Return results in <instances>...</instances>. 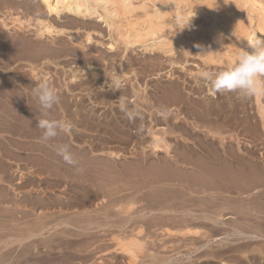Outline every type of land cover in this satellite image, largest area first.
<instances>
[{
  "label": "bare ground",
  "instance_id": "6f19581e",
  "mask_svg": "<svg viewBox=\"0 0 264 264\" xmlns=\"http://www.w3.org/2000/svg\"><path fill=\"white\" fill-rule=\"evenodd\" d=\"M141 1L139 5L134 0L3 1L4 6L0 5V87H3L0 88V131L25 136L30 132H42L36 122L45 118L44 110L32 95V89L38 83L47 81L55 87L60 98L59 103L48 111L47 118H66L73 124V130L79 129L81 123V131L103 127L97 119L81 115L85 101L104 107L106 98L109 99V104H113L115 98L133 96L132 101L138 102L146 112H152L150 110L154 107L151 101L153 94L157 97L153 99L170 105L169 108H173L175 103H181L182 108L179 110L194 114L193 116L198 114L197 118L200 117L206 126V133L215 136V140H205L179 122H170L168 116L164 115L165 112L162 117L152 112L147 123L144 121L150 134V147L153 151L161 149L164 157H158L156 160L145 157L142 161L154 166L155 173L152 175L141 172L132 182V186L124 183L107 189L101 168L89 166L84 161L85 157H89L88 154L78 151L74 157L77 163L72 165L54 152L56 147L62 144L72 148L63 141L66 137L73 139V130L70 135L61 134V138H57L58 145L52 147L35 141L18 142L13 138L3 137V132H0V203H6L4 206L10 210V229L19 231L24 238L36 237L33 243L37 242L38 235L45 228L50 231L59 227H71L83 229L88 234L96 229L98 235L103 232V236H106L104 233L110 236L109 240L105 238L112 241L113 249L123 255L126 264H143L144 262L138 261L139 253L144 249V245L152 242L148 233L141 235L144 230L155 227L162 229L164 236H186L199 232L197 228H193L196 225L209 227L211 224L217 231H224L220 237L223 242L228 241L233 245L227 247L228 251H241L238 252L241 258L237 253L239 257H233L243 261L249 260L255 252L263 260V248L260 245L251 248L250 245L264 243V94L243 96V99H252V114H257L258 117L253 116L259 120L262 128L261 131L259 125L256 128L257 123H249V128L254 125V135L260 140L258 145L262 146L255 150L243 151L239 145V134L229 132L226 136L225 131L222 132L225 127L231 125L232 121L229 119L234 117V109L227 104L230 97L227 95L222 102L216 104L206 102L207 105H203L200 100L198 102L199 98L196 99L198 96L196 97L195 93L205 91L207 95L213 94L199 75H193L190 69L187 74L184 66L188 61L185 57L190 54L199 58L198 66L201 63L207 66L206 68L213 67L218 71L231 66L242 49L250 50L248 46L255 43L256 33H264V3H258L256 0H196L195 3L189 0ZM192 13L199 16L190 22L189 26L184 27L188 15ZM8 19L13 23L11 26ZM3 29L23 30L26 33L32 30L35 38H26L23 33L8 37ZM104 37L105 41H109L103 42ZM119 45L122 46L121 50ZM138 49L142 50L141 53L152 55L140 57L141 54L138 56L139 53H136ZM15 59L27 61V80L21 77L20 71L6 73V67L11 65L8 63ZM34 61H49L54 68L61 69L62 75H57L58 70L55 69L54 74H49L44 69L37 68L33 64ZM79 66L89 72L83 80L78 78L81 73ZM167 66L170 68L169 76H174L177 70L179 75L175 78L178 80L158 86L156 91L149 94H143L146 86L140 85V80L144 81L147 72L161 70ZM174 67L178 68L175 70ZM201 67H198L197 72L207 73L208 70ZM181 70L184 71L183 75L180 74ZM54 75H57L59 80H54ZM33 80L37 82L32 83ZM123 81L125 84H122ZM183 91H186V94ZM243 103L242 106H245ZM164 104L163 106L167 107ZM172 108L171 110H174ZM90 109H93V106L90 105ZM243 110L247 112L245 115L248 117L249 110L244 107ZM117 112L114 110V113ZM176 112L174 114L177 115ZM213 115L216 116L215 119L211 117ZM180 116L183 117L182 114ZM126 117L128 119L130 114L126 113ZM222 117L226 119L221 120ZM241 120L243 122L245 117ZM196 124L198 126V122L195 126ZM165 125L170 127L171 133L179 130V136L185 134L189 138L182 137L185 143H178L174 148L164 136L170 133ZM241 125L243 126V123ZM109 126L111 125L106 123L103 128ZM247 127L248 125L245 128ZM250 130L253 131L252 128ZM93 149V144L89 142L88 152H93ZM24 150L31 153H23ZM109 155L116 153L110 150ZM258 157L263 160H258ZM91 158L94 163H102L99 156ZM20 161L25 162L24 167L18 163ZM15 162L20 166L12 171V163ZM111 167L117 171L115 163L112 162ZM15 171L17 178L14 179ZM166 171L171 172L178 180L175 184V198L169 200L163 197L158 204H153L150 194L156 190H165L166 184L160 176ZM189 174L197 177L194 189H188L181 180L179 181L180 176ZM16 184L27 188L26 192H17L19 187ZM55 189L58 193L47 192ZM100 192V197L96 198ZM132 197H135L137 202L143 199L146 204L141 203L138 211L123 210L120 207L121 202ZM92 200L95 201L94 204ZM83 233L86 236V232ZM203 235L206 236L204 233ZM105 238L99 239L104 241ZM209 243L210 240H207L196 248L207 246ZM92 244L88 243V247ZM106 244L109 246V243ZM192 244L194 243L189 242L185 245ZM97 247H102V244ZM167 247L163 243V248ZM147 255L154 260L145 264L179 262V258L177 260L170 253L157 252V257L151 252ZM189 255V252L185 253V258ZM81 257L83 260L84 256Z\"/></svg>",
  "mask_w": 264,
  "mask_h": 264
},
{
  "label": "rangeland",
  "instance_id": "374dc122",
  "mask_svg": "<svg viewBox=\"0 0 264 264\" xmlns=\"http://www.w3.org/2000/svg\"><path fill=\"white\" fill-rule=\"evenodd\" d=\"M3 1H5V0H0L1 6H4ZM189 1L194 2V3L196 2V0H193V1L189 0ZM256 1L257 2L259 1L258 3H261V4L264 3V0H256ZM134 2H136V3L138 2L137 4L139 5L142 1L141 0L140 1L134 0ZM138 11H140V10H138ZM188 16L189 17H187L188 18L187 20H189L193 16L192 19H190V22H192L193 20L197 19L199 14L197 16V14L192 13ZM22 18H24L23 13H22ZM14 23H16V22H14ZM8 24H9V26H11L13 23H11V20L8 19ZM3 31H4V33L7 34L8 37H14V36L22 35V33H23L26 38H29V39L35 38L32 30L29 33H26L23 30H15V29L14 30L13 29H3ZM263 34L264 33L257 32L256 36H255V38H256L255 40L256 41L257 40L264 41V35ZM105 39H106V37L103 38V42L109 41V40L105 41ZM121 45H119L120 50L122 49ZM101 47L103 48L102 44H101ZM192 48H193V46H191V49ZM140 49H138V51L136 52V53H139L138 56L140 54H141L140 57H145L146 55L147 56L152 55V53L149 54L147 52L141 53L142 50H140ZM191 49H190V51H191ZM185 59H186V61L188 60L184 66L185 69L187 70L186 73L187 74L189 73L188 69H190L189 71L192 70L191 72L193 73V75H196V76L199 75V77L202 78L201 81L205 82L206 84H208V81H207V79H205L204 74H201V73L199 74L197 72L199 66H202L203 68L207 69L208 70L207 73L219 72L217 68L213 69V67H211V69H209V67L206 68L207 66H204L201 63L198 66V62L200 60H199V58L195 57L194 55L192 56L190 54L189 56H186ZM23 60L24 59L11 60L12 63L11 62L8 63L11 65H8L6 67L7 68L6 73L8 74V72H12V71L17 70V71H20L21 77L22 78L25 77L27 80L29 78L28 74L26 73L28 63L26 60H24V61ZM149 60H151V59H149ZM39 62L34 61L33 64L37 68L44 69L45 71L49 72V74L52 72L54 74V71L58 70L57 75H59V76L62 75L61 69L59 70V68H57V69L54 68L53 64L50 63L49 61H47V62L43 61L41 63H39ZM60 65H62V64H60ZM80 67L81 66H79L81 73L80 72H79L80 74L78 73L79 74L78 78H81L83 80L88 76L87 73H89V72H86L85 68L83 69V67H81V68ZM138 68H140V66H138ZM176 68H178V67H174L173 69L176 70ZM169 70H170V68L167 66V67H164V69L157 70L158 72L157 71L147 72L148 74L146 73V76L144 77V81L140 80V82H139V84L142 85L143 87L146 86V88L143 90L144 91L143 94H149L152 91H156L155 88H157L158 86H163L165 84H168L170 81L178 80L175 78L176 75L177 76L179 75L177 70H176L174 76L173 75L169 76V72H170ZM137 71H138V69H137ZM193 71H195V73ZM120 72L121 71H119V73ZM183 73H184V71L181 70L180 74L183 75ZM57 75L53 76L54 80L55 79L59 80V79H57ZM131 75L133 76V74H131ZM131 75H130V77H131ZM26 76H28V77H26ZM25 78H23V79H25ZM29 80H31V79H29ZM36 82H37L36 80L32 81V83H36ZM122 84H125V81H123ZM125 87H126V85H124V88ZM0 88H3V87H0ZM183 92H184V94H186V91H183ZM0 93H1V91H0ZM199 93H195L196 97L198 96L196 99L199 98L197 101L198 102L201 101L200 103H202L203 105H205L206 102H207V104L213 103V102H215L213 104H216V103L220 102L221 100H223V98L225 99L226 96L228 95V98L229 97L230 98L228 99L227 104H229L228 105L229 107L234 109V111H233L234 117H232L230 119L228 118L230 121H232L231 125H229L228 128L225 127L224 130L222 128L223 131L222 130L221 131L222 132L225 131L224 134L226 136L229 134V132L234 134V135L239 134V136H240V137L238 136L239 141H240L239 145L241 146L240 148L243 151H246L247 149L248 150H255L259 146H262V145H258V144H260L258 142L260 140L259 139L257 140L256 136L254 135V130H253L254 127H252L254 125H250V127L252 128L253 131H251L250 130L251 128H249V123H251V122H252V124L257 123L255 125L256 128H257V125H259V129L262 131V128H260L261 126H260L259 120L258 119L256 120V117H258L257 114H255V112H254V114H252L253 110H254L252 108V107H254V106H252L253 103H252V101H250L252 99H250V100L243 99L242 94L237 93V92L216 93L213 96L205 94V91L201 92L200 95H199ZM158 95H159V93L157 94V96ZM155 97H156V95L154 96L152 94V100L151 101H152V103H154V107L150 111L156 113L157 115H159L161 117H162L163 113L165 112L164 115L168 116L170 122H174V123L179 122L180 124H182V126L190 129L191 131L194 130L195 133H198L199 134L198 136L200 138L204 137L205 140H211V139L215 140V138H214L215 136L213 137L212 134L209 133V135H208L206 133V130H207L206 126H205V124H203L200 117L197 118L198 114L196 116H193L194 114L186 113L183 110H179L180 108H182L181 107L182 104L181 103H175L172 105L174 107L173 108L171 107V108L174 109L175 111H177L176 112L178 115L177 116L176 114H174L175 111L171 110V108H169L170 105H168V104L166 105V104L162 103V101L159 102V100L157 102L155 100L157 97L156 98ZM133 98H134L133 96L128 97V98L126 97L123 99L115 98L113 104H109V101H108L109 99L106 98L105 99L106 105H104V107H102V105H99L98 103H89L88 101H85L84 107L81 111L82 112L81 115L86 116L90 119H93V118L97 119L98 121L101 122V126H103V127L106 123H109V125H111V126H109L108 128L97 127L95 129H94V127H92L90 131L89 130L81 131V130H79L82 126V123H81L79 125L80 126L79 129L74 128L73 134L71 137L73 139H69L68 137H66V140L63 141V143L70 144L72 146L70 151L72 152V154H74V157L77 156V153L79 151L81 154H82V152L85 154H88L90 158H91V156H95V157L99 156L101 158L102 163H100V165L97 163H94L92 161V158L90 159L89 157H85L84 161L89 166H99L101 168V172L103 174L105 185H106L107 189L111 188V187H115V186H121L124 183L129 185V186H132V182L137 177V175L141 172H145L146 174L151 173L153 175L155 173L154 166H152V165L150 166L148 163L146 164L142 160H144L145 157L150 158L151 160L152 159L156 160L158 157L159 158L164 157L161 149H157L156 151H153L150 147V143H149L150 134L148 132V128L145 127L146 124L144 123V121H146V123H147V121L149 120L148 118L152 112H146V110H144L142 107H140L138 102L135 103V101H132ZM153 98H155V99H153ZM215 99H218V101H215ZM241 99L244 102V103L242 102L243 105H245V106H242ZM248 101H250L252 104ZM237 103L238 104L241 103L239 105V107H237L238 106ZM163 104L166 105L167 107L163 106ZM235 104H236V108H234ZM90 105L93 106V109H90ZM161 105H162V107H160ZM243 107L247 108V111L249 110L248 111L249 112L248 117H247V115H245V113L247 114V112H244ZM114 110H117L118 112L114 113ZM171 111H174V113ZM179 111L181 112L180 114H179ZM126 113L130 114V117L128 119L126 117ZM242 113H244V114H242ZM98 114H99V116H98ZM181 114L183 115V117L180 116ZM175 115H176V117H175ZM250 115L252 118L250 117ZM253 115H255L256 117ZM172 117L176 118V120L174 118L171 119ZM211 117H213L214 119L216 118L215 115H213ZM244 117L246 120V121L244 120L245 123H244V121L242 122V120H241V119H244ZM247 118H249V119H247ZM219 119H220V117H219ZM222 119L224 120V119H226V117H222L221 120ZM254 119L257 122L254 121ZM239 120L241 121V124L243 123V126L240 124ZM233 121L236 122L237 124L233 123ZM197 122H198V126L196 124V126H197L196 127L195 123H197ZM200 122H202V123H200ZM160 125L164 126L163 124H160ZM247 125H248V127L245 128ZM199 126H202L203 128L199 127ZM166 127H167V130L170 132L171 131L170 127H168V125ZM93 129H94V131H93ZM0 132L2 133L3 131H0ZM262 133L264 134L263 131H262ZM179 134H180L179 130L178 131L175 130V131H173V133L170 132V133L164 134V136L166 137L168 142L171 145H174V148H176L178 143L179 144L185 143V140H182V137H185L186 139L189 138L188 135L186 136L185 134H182V137H181V136H179ZM1 135L3 137H6V138H11V139L13 138L15 140H23L24 142H27V143L35 141V142L45 144V145H48L51 147L55 144L58 145L59 139L61 138L59 135L56 138L51 139L47 142H42V140H41L42 132H37V133L36 132H30L29 134H26L27 136H25V135L20 136L19 134H17V133L15 134L14 132H5L4 131ZM23 136H25V137H23ZM57 138H59V139H57ZM89 142H91L93 144V148L96 149V150L93 149L94 150L93 152L92 151L88 152ZM188 142L192 143V141H189V140H188ZM191 143H190V146H192ZM263 143H264V141H263ZM263 146H264V144H263ZM194 147L197 148V146H195V145H194ZM198 148H199V146H198ZM110 150H113L116 153V155L110 156L109 155ZM22 152L23 153H31V151H29V150H24ZM54 152H56V151H54ZM258 160L261 161L263 159L261 157L260 158L258 157ZM8 162H10V161H8ZM112 162L116 164L117 171H115L114 168L111 167ZM18 163L21 164V167L25 166L24 161H20ZM12 166H13L12 169L14 170L15 164L12 163ZM15 177L17 178L16 174L14 175V179H15ZM160 177L163 178L162 181L166 184L165 190L164 191L163 190H156L150 194V199L153 201L152 202L153 204H158L159 201H161L163 197H165L166 199H169V200H174V198H175V187H176L175 184L178 183V180L176 179V177L171 172H167V171L162 173ZM180 180L188 189L196 188L195 187L196 183H197L196 175H194V174L183 175V176L179 177V181ZM40 190H42V189H40ZM55 191L47 190L48 193L49 192H53L52 194L58 193L57 189H55ZM17 192H20V193L26 192V190H24V188H22V187H19ZM100 194H101V192L99 193V196H98V193H97L96 198L100 197ZM194 195H196V194H194ZM196 196H199V195L197 194ZM91 202H92V204H94L95 201L92 200ZM141 203L146 204V201H144L142 199V200H140V202H137L136 198L132 197L131 199H128V200L121 202L120 207H122L123 210H131V211L133 210L134 211L136 209L138 211L140 209ZM5 204L6 203H0V264H107V263L112 264L113 262H114L113 264H126V261H125V258L123 257V255L120 253H117V251H115L113 249L112 241H108L109 235L107 233H104V234H106V236H103V232L99 233V235H98V230H96V229L94 230V232L89 231L91 233L88 234L87 231H85L83 229H77V228H71V227H69V228L59 227L58 229H51L50 231H47V229L45 228L46 232H45V229H43L40 232V234L38 235L39 237L37 238V242L33 243V241L35 240L36 237L24 238V236H22L19 231H16L17 232L16 233L13 229H10L9 224H10V221L12 220V217L10 216L11 213H10L9 208L4 206ZM226 221H227V219H226ZM15 226H17V225H15ZM208 226L211 229H207L209 227L196 225L193 228H197L199 230V232L197 234H191L190 233V234H187L186 236H183L181 234H177V235L175 234V235H168V236L166 235L167 236L166 237V236H164L165 233L163 232L162 229H161L162 230L161 231L160 228H155V227H151V228L147 229L148 231L144 230L141 235L148 233V235L151 236L152 242L144 245L145 246L144 249L139 253L138 261L140 260V262H142V263L144 262L143 264H145V262H149L153 259V257L150 258L147 255L149 252L155 253L156 257H157V252H159V253L165 252V253L173 254L176 259L179 258V262L174 263V264H222V262H225V263L228 262V264H264V259L262 260V258L259 257L260 255L255 253V252L252 253V255H254L253 257L251 256L249 260L243 261L242 259H240L241 255L239 253L241 251H238L239 253L233 252L234 254L231 251H228L229 248L233 245H231L228 241L223 242L222 239H220V237L222 236L224 231L220 230V231H222V232H220L218 230L219 231L218 232L217 228L214 227V225L212 226L211 224H209ZM153 228H155V229H153ZM156 229H158V231H154ZM53 230H55V232ZM83 231L86 232V236L83 233ZM95 231L97 234L95 233ZM42 232L44 234H42ZM13 233H15V234H13ZM203 233L206 234V236H204ZM94 234H96V236ZM41 235H42V237H41ZM162 236H164V237H162ZM105 237L108 238V240ZM99 238H102V239L105 238V239H104V241H102ZM50 239H51V241H50ZM159 239H161V240H159ZM207 240H210V243L207 246L201 247L199 249L196 248L199 245H201L202 243L206 242ZM82 241H84L85 244ZM220 241H222V242H220ZM38 242H39V244H38ZM162 242L166 246H168L166 249L163 248ZM189 242H193L194 244H192L191 246L190 245L186 246L185 244H188ZM31 243H33V244H31ZM88 243H93V244L90 247H88L90 245V244L88 245ZM106 243H109L108 244L109 246H107ZM34 244H36V245H34ZM98 244L99 245L102 244L103 250H101L102 247H97ZM239 244H240V246L242 245L241 243H239ZM254 245H255V247L257 245H260L261 248H263V250H264V243L263 242H259L258 244H253V245L251 243L250 247L254 246ZM223 246H224V249L221 250V247L223 248ZM227 247H229V248H227ZM250 247L248 250L253 248V247H251V248ZM85 249H86V252H85ZM91 250H92V252H91ZM100 252H102V254ZM178 252H180V253H178ZM188 252L191 255H189L188 258H185V253H188ZM236 253L240 255L239 259H236L239 257L238 255H236ZM87 255L89 258H87ZM234 255L237 257L236 258L233 257ZM81 256L86 257V259L83 257V260H82ZM98 258H99V260H98ZM232 258H233V260H232ZM110 260H111V262H110ZM220 260H223V261H220ZM239 261H240V263H239Z\"/></svg>",
  "mask_w": 264,
  "mask_h": 264
},
{
  "label": "clouds",
  "instance_id": "9594fccd",
  "mask_svg": "<svg viewBox=\"0 0 264 264\" xmlns=\"http://www.w3.org/2000/svg\"><path fill=\"white\" fill-rule=\"evenodd\" d=\"M190 19L184 27L189 26ZM248 48L250 50L242 49L232 65L225 70L204 74L213 95L225 92H237L244 97L264 94V41L257 40ZM32 95L44 110L45 118L36 122L37 127L42 131V142H47L61 134L70 135L74 126L69 120L47 118L48 111L59 103L60 98L55 87L47 81H42L32 89ZM56 152L66 163L72 165L77 163L68 145H58Z\"/></svg>",
  "mask_w": 264,
  "mask_h": 264
},
{
  "label": "crops",
  "instance_id": "0c3cea01",
  "mask_svg": "<svg viewBox=\"0 0 264 264\" xmlns=\"http://www.w3.org/2000/svg\"><path fill=\"white\" fill-rule=\"evenodd\" d=\"M20 136H22V135H20ZM23 137H25V136H23ZM19 141L23 142V140H18V142H19ZM14 164H15V169H18L20 164H18V163H16V162H15ZM16 165H18V166H16ZM16 167H17V168H16ZM12 171H14V170L12 169ZM15 172H16V171H15ZM15 174H16V173H15ZM15 174H14V175H15ZM16 181H17V179L14 181V183H16ZM16 185H17V184H16ZM17 187H20L19 184L17 185ZM22 188H24V190H27V188H25V187H22ZM18 189H19V188H17V190H18ZM17 190H16V191H17Z\"/></svg>",
  "mask_w": 264,
  "mask_h": 264
}]
</instances>
